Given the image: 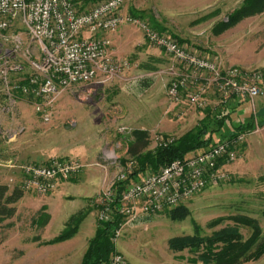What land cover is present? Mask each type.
<instances>
[{
  "label": "rangeland",
  "instance_id": "1",
  "mask_svg": "<svg viewBox=\"0 0 264 264\" xmlns=\"http://www.w3.org/2000/svg\"><path fill=\"white\" fill-rule=\"evenodd\" d=\"M96 1L78 0V4L81 9H88ZM245 1L160 0L163 13L158 15L167 24V31L178 40L184 39L188 47L211 58L218 55H213L212 49L232 48L244 62L229 64L225 55H219L223 67L264 69V11L242 17L222 35L214 32L215 26L229 22L230 15ZM152 5L153 0H132L125 11L145 10ZM154 10L156 15L159 10ZM129 27L130 40L121 43L115 55L128 59L132 67L120 78L98 85H79L63 92L54 104L49 123L40 119L32 101L24 97L18 99L17 115L0 110V183L11 188L19 185V167L24 163L71 157L84 164L80 175L59 182L51 192L25 191V197L16 204V215L0 225V264H81L100 222L102 195L127 167L122 159L131 157L134 130L148 131L151 143L145 151L154 149L162 139L175 140L188 132L207 111L223 110L230 115L231 126L224 124L214 134V143L231 136L232 125L249 114L255 126L263 128L264 95L252 100L224 101L212 87L206 93L205 106L196 107L188 101V94L196 87L190 85L182 89V99L175 101L168 93L170 78L159 72L173 63L172 58L154 66L144 53L139 54L142 35L146 39L144 33L135 25ZM90 88L94 89L89 93ZM243 156L240 151L234 162ZM182 205L189 211L183 220L173 219L166 211L139 215L124 225L119 237L115 238L114 232L115 253H121L128 264H190L188 249L174 251L169 241L175 236L195 234L196 224L203 234H211L234 224L231 217L248 215L258 219L264 231V179L258 176L229 174V179L205 188ZM41 211L50 216L43 225L33 222ZM84 212L86 216L75 234L53 242L67 230L71 217ZM220 217L225 219L221 224L208 226ZM241 231L245 237L249 236L247 228L242 227ZM243 264H264V254Z\"/></svg>",
  "mask_w": 264,
  "mask_h": 264
},
{
  "label": "built area",
  "instance_id": "2",
  "mask_svg": "<svg viewBox=\"0 0 264 264\" xmlns=\"http://www.w3.org/2000/svg\"><path fill=\"white\" fill-rule=\"evenodd\" d=\"M131 1L98 0L91 8L81 9L78 0H0V110L17 115L18 99L24 97L32 101L40 119L49 123L54 104L63 92L120 78L132 63L116 57L108 33L124 24L139 27L150 44L172 58L173 63L159 72L170 78L168 93L175 101L182 99V89L190 85L196 87L188 94V101L196 107L205 106L206 93L212 87L224 101L232 97L252 100L264 95V69L223 67L218 58L208 57L156 30L142 17L126 12ZM261 129L256 124L251 131L227 137L205 151L174 160L128 184L117 209L125 221L116 229L115 238L124 225L139 215L175 208L205 188L229 179L224 164L236 161L248 136ZM172 141L162 139L159 143ZM133 165L130 160L116 180L125 179ZM19 168V186L26 192L44 194L53 191L59 182L80 175L84 164L76 158L53 157L45 162L24 163ZM113 185L102 195L100 222L114 217ZM109 264L128 263L121 253H115Z\"/></svg>",
  "mask_w": 264,
  "mask_h": 264
},
{
  "label": "trees",
  "instance_id": "3",
  "mask_svg": "<svg viewBox=\"0 0 264 264\" xmlns=\"http://www.w3.org/2000/svg\"><path fill=\"white\" fill-rule=\"evenodd\" d=\"M263 11L264 0H246L243 6L230 15L229 22L218 23L214 28V32H223L242 17ZM130 13L142 17L141 13L135 9H132ZM151 25L160 32L163 30L156 22H152ZM179 41L184 42L182 39H179ZM147 67L153 68L149 65ZM232 98L238 99L236 97ZM229 117V113H225L223 110L207 111L206 116L188 132L175 138L170 143L159 144L154 149L145 151L143 149H147L151 143L148 131L134 130V143L132 142L133 146L129 152L131 157L130 159H122L124 165H127L130 160L134 161V165L125 179L116 180L114 183V189L116 190L114 217L109 222H99L96 234L90 240L81 264H109L110 259L115 254L114 232L125 221V216L120 214L117 209L120 206V195L128 184L140 180L147 172L158 171L174 160L183 159L190 154L209 149L216 144L214 143V134L220 131L224 124L231 126L229 125L231 124ZM232 126L233 134L231 136H234L241 132L253 130L255 123L252 115L249 114L248 118ZM165 138L167 137L165 136ZM24 194L25 191L19 185L11 188L8 184L0 183V225L16 215V204L23 198ZM165 211L175 220H183L189 214L188 209L182 204ZM85 216L86 213L84 212L71 217L67 222V230L53 242L65 240L75 234ZM49 218L50 216L47 213L41 211L33 222L43 225L48 222ZM230 219L234 221V224H228L214 230L211 234H203L200 226L196 224L195 234L175 236L170 239L169 246L174 251L188 249L191 254L188 257L190 264H197L198 262L203 264H243L262 257L264 254V231L259 220L248 215H235ZM224 220L222 217L213 219L208 223V226H218ZM242 227L250 231L248 237H245L242 233Z\"/></svg>",
  "mask_w": 264,
  "mask_h": 264
},
{
  "label": "crops",
  "instance_id": "4",
  "mask_svg": "<svg viewBox=\"0 0 264 264\" xmlns=\"http://www.w3.org/2000/svg\"><path fill=\"white\" fill-rule=\"evenodd\" d=\"M155 2L157 3V6L154 5ZM154 8H157L159 10L156 15L154 14L155 12ZM139 12L141 13L142 18L147 20L150 23V25L152 21L156 22V24L163 29L161 32L167 33L175 37L174 34L167 31L168 30L167 24L164 22V19H161V18L159 19L160 16L158 14H161V12L163 13V11L160 9V0H156V1L153 0L152 8L148 7V9L140 10ZM117 30L116 32L108 33L109 37L111 38L112 47L115 52L119 50L118 47L121 45V43H123L124 41L130 40V37H131L130 35H132L131 34L132 29L131 27H129V24H124L120 26ZM228 31L229 29L226 30L225 32L223 31L220 33H216V35H222ZM141 38H142L141 43L143 45H142V48L139 54L144 53L148 57V59L153 62L154 66L158 67L159 65H161V63H166V59H171V57L167 56L164 53L163 49L156 47L154 45H151L147 41H145L146 39H144L143 35ZM182 40L184 41L183 43L185 44L186 41L184 39ZM139 46H140V43H139ZM212 50H215L212 53L213 55L216 56V54H218L214 58L220 59V57H218L219 55L223 57L225 55L224 57L225 61H227L229 64H236V63L243 64L244 63L243 61L238 59V56H235V50H232V48L230 49L226 48L225 50H223L222 48L212 49ZM202 53L205 54V52H202ZM93 89L94 88H90L88 92L89 93L92 92ZM261 120L263 122L262 130L259 133L250 134L247 138V141L241 146V151L244 156L237 163L232 162V163L224 164L223 167L227 172H229V174H232L238 177L242 176V177H249V178H252V177L256 178L258 176V178L264 179V115L261 116ZM60 183L62 184L63 181H61ZM61 184H59V186ZM25 195L26 194H24L23 198L25 197Z\"/></svg>",
  "mask_w": 264,
  "mask_h": 264
}]
</instances>
